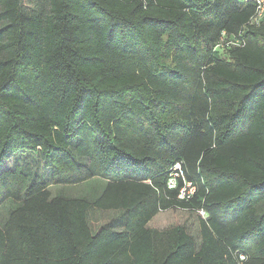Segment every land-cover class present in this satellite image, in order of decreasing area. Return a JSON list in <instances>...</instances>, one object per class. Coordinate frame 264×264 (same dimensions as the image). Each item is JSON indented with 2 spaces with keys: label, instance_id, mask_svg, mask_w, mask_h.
Listing matches in <instances>:
<instances>
[{
  "label": "trees",
  "instance_id": "obj_1",
  "mask_svg": "<svg viewBox=\"0 0 264 264\" xmlns=\"http://www.w3.org/2000/svg\"><path fill=\"white\" fill-rule=\"evenodd\" d=\"M43 3L28 14L0 0V208L15 205L0 264H264L255 0ZM242 32L243 47L215 50ZM27 153L51 184L23 171ZM177 163L196 187L188 201L167 187ZM95 178L106 187L93 202L51 196ZM91 209L122 218L93 232ZM173 209L205 211L199 245L181 226L149 228Z\"/></svg>",
  "mask_w": 264,
  "mask_h": 264
},
{
  "label": "rangeland",
  "instance_id": "obj_2",
  "mask_svg": "<svg viewBox=\"0 0 264 264\" xmlns=\"http://www.w3.org/2000/svg\"><path fill=\"white\" fill-rule=\"evenodd\" d=\"M22 8L28 14L41 13L45 8L43 0H36L35 3L30 4L28 0H22ZM22 169L28 174L32 181L40 179L46 183L49 182V170L44 166L34 153H27L22 157ZM18 161V162H19ZM17 163V162H16ZM8 167L13 168V164H7ZM51 184V183H50ZM106 187V182L101 178H95L87 183L77 186H56L50 185L49 190L52 198H85L93 202L97 199ZM15 205L7 202L0 208V223L4 224L10 212ZM259 213L264 212V202L259 206ZM122 218L120 211L104 212L98 209H91L88 214V224L93 232H96L99 227L107 225L111 222L119 221ZM185 228L186 232L192 236L197 243L200 244V223L199 216L195 212L184 211L180 209H173L167 212L160 213L149 224V228L156 230H167L175 226ZM122 230V229H117Z\"/></svg>",
  "mask_w": 264,
  "mask_h": 264
},
{
  "label": "built area",
  "instance_id": "obj_3",
  "mask_svg": "<svg viewBox=\"0 0 264 264\" xmlns=\"http://www.w3.org/2000/svg\"><path fill=\"white\" fill-rule=\"evenodd\" d=\"M256 14L251 19L249 25H258L264 20V0H255ZM244 32L239 35H230L223 33L221 41L216 46V51H226L235 47H243L245 45ZM169 190H178V199L188 201L196 193V187L192 182H189L183 172L182 164L177 163L172 167V173L167 183ZM199 216L206 219L208 216L205 211H199Z\"/></svg>",
  "mask_w": 264,
  "mask_h": 264
},
{
  "label": "crops",
  "instance_id": "obj_4",
  "mask_svg": "<svg viewBox=\"0 0 264 264\" xmlns=\"http://www.w3.org/2000/svg\"><path fill=\"white\" fill-rule=\"evenodd\" d=\"M162 213H163V212H162ZM157 216H158V215H157ZM157 216H156V217H157ZM156 217H155V218H156ZM155 218H154V219H155ZM154 219H153V220H154ZM153 220H152V221H153ZM152 221H151V222H152ZM151 222H150L149 224H151Z\"/></svg>",
  "mask_w": 264,
  "mask_h": 264
}]
</instances>
